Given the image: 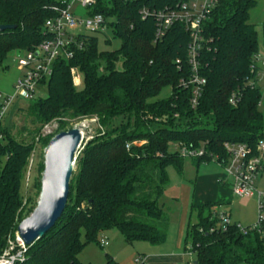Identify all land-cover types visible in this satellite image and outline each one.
Listing matches in <instances>:
<instances>
[{"label": "trees", "instance_id": "trees-1", "mask_svg": "<svg viewBox=\"0 0 264 264\" xmlns=\"http://www.w3.org/2000/svg\"><path fill=\"white\" fill-rule=\"evenodd\" d=\"M59 1L0 0V25L16 26L0 33V70L9 52L34 51L52 38L45 23L56 16ZM148 4L97 0L90 15L115 19L111 26L120 47L100 51L97 33H78L69 48L73 56L53 61L51 76L41 81L47 96L29 101L27 112L37 125L96 118L103 129L77 155L62 216L13 264H84L83 247L112 228L130 244H163L170 226L160 204L169 184L167 169L181 174L185 161L171 145L203 149L204 156L194 158L199 167L216 157L223 164L226 143L255 152L263 138L264 104L259 107L262 95L253 87L251 69L258 52L250 23L256 0H219L209 16L199 55L206 85L195 108L192 90L181 86L191 75L189 34L175 25L156 42L154 21L139 15ZM74 70L83 77L81 90L74 87ZM165 88L169 98L154 101ZM232 96L238 97L235 106ZM17 108L0 121V260L29 211L21 186L33 148L12 135ZM223 205L219 200L192 206L197 223L188 225L185 252L194 254L197 264H264V227L221 224L215 209ZM106 258V264H118Z\"/></svg>", "mask_w": 264, "mask_h": 264}, {"label": "rangeland", "instance_id": "rangeland-1", "mask_svg": "<svg viewBox=\"0 0 264 264\" xmlns=\"http://www.w3.org/2000/svg\"><path fill=\"white\" fill-rule=\"evenodd\" d=\"M81 0H69L72 7V12L79 18H86L90 15V11L83 8L80 3ZM108 1V0H104ZM199 3L205 0H197ZM115 21L114 18L106 19V25L102 32L97 33L98 48L100 51L116 50L120 47V41L116 39L113 33L111 23ZM250 23L255 26L257 31L258 52L257 57L259 62L264 61V0H256L255 7L250 12ZM75 33H85L83 29L74 31ZM25 51H11L8 53L5 60L3 70H0V103H4L6 98H11L16 93V84L20 80L26 70L20 69L18 60L26 57ZM121 68V64L118 65ZM74 76V87L77 90L83 89V77L77 71ZM99 73L102 69L99 68ZM264 89V83H263ZM171 94L170 88H165L158 97L154 99L163 100L169 98ZM47 90L40 85L37 90L36 99L45 98ZM15 103V104H14ZM29 101L16 100L8 108L12 111L16 106L17 110L11 117V124L13 126L12 135L19 142L31 144L33 148V155L30 159L27 173L21 186V195L24 197V202H28L29 217L37 206L40 196L41 179L44 170V151L48 143L58 134L71 130L72 128H81L83 133V146L91 140L99 130L98 120L84 119L72 120L70 118L54 120L45 125H37L32 117L27 112ZM262 141L264 142V132ZM137 144V143H134ZM176 144L171 145V150H178ZM78 152V154H79ZM77 154V155H78ZM76 155V158H77ZM76 171V163L74 172ZM169 177V184L167 185L160 204L164 207L170 221L168 237L166 241L157 246H153L146 242L127 243L123 235L115 228L101 234L97 242L86 244L80 255L79 260L84 264H106V255H110L118 264H137L140 258H152L155 255H161V264H189L194 263L196 256L194 254H184L185 242L187 238L188 225L197 223V212H192V206H197L202 203L206 197H216L214 200H224L225 205L216 208L218 212H227L231 222L238 224L242 228L251 227L258 222L260 214V202L264 199V171L254 181L252 187L242 195L234 194L229 187H223V190H218L217 193L210 189L208 178L212 175H220L228 183L231 179H226V172L215 159L208 162L201 163L197 167L195 159L185 158L184 168L181 174L177 173L174 168L167 169ZM205 181L196 182V179L202 178ZM26 217V218H27ZM25 218V219H26ZM16 238L10 242L9 249L0 261L7 264H13V259L20 258L26 249L22 244H19ZM264 238V232H263ZM102 241H107L106 247L101 246ZM180 256L181 259L177 262L173 259ZM173 256V257H172ZM172 257V258H169ZM172 260V261H171Z\"/></svg>", "mask_w": 264, "mask_h": 264}, {"label": "built area", "instance_id": "built-area-1", "mask_svg": "<svg viewBox=\"0 0 264 264\" xmlns=\"http://www.w3.org/2000/svg\"><path fill=\"white\" fill-rule=\"evenodd\" d=\"M97 0H81V6L87 10L92 9ZM126 2L148 1L144 5L139 15L143 21L152 19L155 24V41L164 38L166 33L175 25H181L189 34V63L191 66V75L181 81V86L192 90L191 105L195 108L202 96L203 88L206 85V79L201 75L199 55L204 49L206 43L205 25L209 16L216 8L219 0H205L199 3L197 0H124ZM163 1V2H162ZM69 0H60L53 7L56 16L45 23V28L52 35L51 39L46 40L34 51L26 53L25 58L18 60L20 69L26 70L24 76L16 84V93L11 98H6L4 105L0 109V121L8 112L9 106L16 100L32 101L36 98L38 87L41 81L49 78L52 73V63L58 58H71L72 52L69 51L71 45L77 44L74 31L79 29L88 33L102 32L106 25V19L102 14L89 15L86 18L79 19L72 12ZM80 46V44H78ZM179 63V61H178ZM253 73V87L261 92L259 107L264 104V61L259 62L255 56L251 66ZM76 75L75 70L73 71ZM0 98L2 95L0 93ZM238 97L232 96L230 103L236 105ZM129 148V146H127ZM226 160L221 167L226 172V179H231L228 183L224 178L220 181L230 190L239 196H242L247 189L253 186L254 181L264 171V142L262 139L254 152L247 145L226 143L224 145ZM179 152L184 158H198L204 156L203 149L179 148ZM217 160V157L215 158ZM260 214L258 222L251 226V230H261L264 227V199L260 202ZM221 224H231L227 212L217 213ZM241 230L245 228L240 227ZM19 244L23 243L17 237ZM107 241H102L101 246L106 247ZM23 248L24 245H23ZM21 257V256H20ZM14 261V259H13ZM143 264V259H139L137 264ZM194 264V263H189Z\"/></svg>", "mask_w": 264, "mask_h": 264}, {"label": "water", "instance_id": "water-1", "mask_svg": "<svg viewBox=\"0 0 264 264\" xmlns=\"http://www.w3.org/2000/svg\"><path fill=\"white\" fill-rule=\"evenodd\" d=\"M14 29L16 26L0 25V33ZM83 139L82 129L75 127L55 136L45 148L37 206L17 227V235L24 247L43 238L62 216L70 195L76 155L82 148Z\"/></svg>", "mask_w": 264, "mask_h": 264}, {"label": "crops", "instance_id": "crops-1", "mask_svg": "<svg viewBox=\"0 0 264 264\" xmlns=\"http://www.w3.org/2000/svg\"><path fill=\"white\" fill-rule=\"evenodd\" d=\"M204 177H202V178H198V179H196V182H197V185H198V182L199 181H201V182H203V181H205L204 179H203ZM223 178H221V176L220 175H212V176H210L209 178H208V180H209V186H210V189L214 192V194L215 193H217V191L220 189V190H223L224 188L221 186V184H220V181L222 180ZM216 197L214 196V197H206L204 200H203V202L202 203H200V204H198V205H201V204H204V203H206V202H211V201H215L214 199H215ZM218 201V200H217ZM184 254L186 255L187 253L185 252V249H184ZM173 257V256H172ZM172 257H169V258H172ZM162 257H161V255H155V256H153L152 258H142L143 259V264H161V261H160V259H161ZM173 258H175V257H173ZM172 258V260L174 261H178V260H180L181 259V257L180 256H178L177 255V257H176V259H173ZM171 260V261H172ZM188 264V263H187Z\"/></svg>", "mask_w": 264, "mask_h": 264}, {"label": "bare ground", "instance_id": "bare-ground-1", "mask_svg": "<svg viewBox=\"0 0 264 264\" xmlns=\"http://www.w3.org/2000/svg\"><path fill=\"white\" fill-rule=\"evenodd\" d=\"M0 264H7V263H5L4 261H0Z\"/></svg>", "mask_w": 264, "mask_h": 264}]
</instances>
